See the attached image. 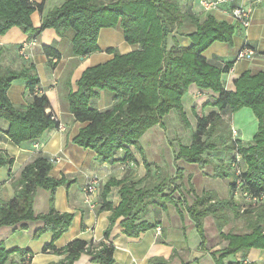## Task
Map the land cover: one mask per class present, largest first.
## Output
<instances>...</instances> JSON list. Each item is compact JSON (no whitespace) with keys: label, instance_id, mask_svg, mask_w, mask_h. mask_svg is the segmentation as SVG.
<instances>
[{"label":"trees","instance_id":"trees-1","mask_svg":"<svg viewBox=\"0 0 264 264\" xmlns=\"http://www.w3.org/2000/svg\"><path fill=\"white\" fill-rule=\"evenodd\" d=\"M45 1L0 0V35L12 27L34 35L52 28L59 36L70 33L72 53L86 56L99 51L97 36L101 28L120 25L125 41L138 45L137 49L125 54L109 48L107 51L113 54L112 59L82 72L77 90L68 94L69 112L74 120L86 123L73 142L93 150L107 162L115 161L119 149L135 146L141 152L148 176L149 163L142 153L140 138L160 124L162 117L174 112L180 124L191 131L188 145L179 146L176 159L201 164L207 150L223 146L229 151L223 154L229 161L228 169L216 167L214 170L215 177H231L228 197L220 201H214L212 196L195 197L194 204L186 207V214L201 239L200 246L205 245L203 219L211 213L217 221L219 234L227 242L218 253L212 252L214 263L257 264L246 261V257L251 248L264 249V70L243 72L234 80L235 89L226 90L221 76L229 71L232 63L207 59L203 54L215 41L231 43L239 25L218 20L210 13L202 19L200 13L183 8L179 0H66L42 15L40 25L33 27L30 15L34 11L42 13ZM183 37L189 39L188 45L180 43L179 38ZM41 49L49 66L53 67L55 62L50 59H59L60 53L50 45H43ZM16 79L27 82L31 102L26 106L16 107L7 96L8 88ZM38 84L32 63L20 70H5L0 65V118L8 122L6 135L16 145L34 142L45 130L58 128L60 124L56 115L47 111L49 102L44 94L37 92ZM190 84L217 93V97L207 99L202 105L213 109L194 113L193 127L182 105V97ZM97 90L111 95V105L105 110L89 106ZM244 106L252 110L257 120L256 132L245 143L233 138L228 122V116ZM124 159L132 160L131 153L126 152ZM13 163V156L0 150V167L9 168L14 191L11 199L0 200V227L25 229L27 222L38 221L41 225L33 231L32 237L51 232L52 240L41 250L64 255L57 264H73L81 254L88 255L96 264H113L115 247L111 230L117 220L124 234L137 237L159 223L158 218L152 223L146 220L150 206L165 209L167 203H172L180 215L183 214L176 207L177 200L164 192L162 183L153 179L139 186L140 181L132 182L125 175L105 185L103 198L111 185H120V201L113 207L103 199L101 209L110 211L103 239L98 242L74 239L57 248L54 241L67 230L73 217L71 213L58 212L53 206L54 191L64 179L49 175L52 162L42 155L25 164L17 178H12ZM39 188L48 190L50 196L48 210L37 214L33 202ZM237 193L241 199L253 202L251 209L242 210L246 230L223 234L220 221L226 222L223 218L227 216L226 209L230 210L229 205H232L234 218L237 217L238 210L233 207ZM209 202H213L212 205ZM216 212L220 215H215ZM230 255L235 258L225 261ZM32 256L29 249H7L0 241V264H28ZM148 264H168V261L151 257Z\"/></svg>","mask_w":264,"mask_h":264},{"label":"crops","instance_id":"crops-1","mask_svg":"<svg viewBox=\"0 0 264 264\" xmlns=\"http://www.w3.org/2000/svg\"><path fill=\"white\" fill-rule=\"evenodd\" d=\"M65 1L46 0L42 13L38 11L31 13L32 26L38 27L42 15ZM179 1L183 8L200 13L202 19L205 16L206 12L199 7L196 0ZM248 1L254 5L249 25L246 28L237 26L231 43L215 41L203 52L207 59L232 63L229 71L221 76L226 90L235 89L234 80L243 72L264 70V0ZM239 2L240 0H234L232 4ZM210 14L218 20L234 24L233 20L222 11H213ZM179 40L182 45L190 43L186 37L179 38ZM25 42L31 44L27 48V58L19 53L20 46ZM244 44H247V47L253 51V55L237 59V53L244 47ZM43 45H50L60 53L59 59H50L55 62L53 67L49 66V60L42 52ZM97 45L99 51L86 56H78L71 51V34L66 33L64 36H59L52 28H46L34 35L25 33L18 27H12L5 34L0 35L1 67L5 70H20L27 63H32L39 79L36 90L47 97L49 102L47 111L56 115L63 126L62 129L45 130L34 142H23L16 145L6 135L8 122L0 118V150L14 158L11 169L12 178L19 176L20 170L25 164L37 155H42L52 162L49 175L54 179H64V183L54 191L53 206L58 212H68L73 217L67 230L54 241L57 248L63 247L74 239L96 242L103 239L104 230L109 225L110 215V211L101 209L103 199L111 203L113 207L117 206L120 201L118 192L120 185H111L103 198L106 183L111 180H121L127 175L132 182L140 181L139 186H141L151 177L156 178L159 173L158 171L153 172L155 169L149 167L150 176H147L141 152L135 146L119 149L115 155V161L107 162L98 157L93 150L83 148L73 142L79 130L86 123L74 120L73 115L69 112L68 94L77 90V81L82 72L88 67L112 59L113 54L107 51L109 48H114L121 54L138 48L137 44H129L125 41L120 25L101 28L97 36ZM97 91V96L89 100V106L97 110H105L111 105V95L105 90ZM7 96L16 107L26 106L31 102V94L24 79L13 80L7 90ZM211 97H217V93L208 89H200L195 84L188 86L182 97V105L191 127L194 125L192 121L195 122L194 113H207L213 109L210 106L202 107ZM176 119V114L170 112L162 118V122L166 120L176 122ZM228 122L230 129H234L232 114L228 116ZM167 130H169L168 127ZM167 130H163L158 124L147 130L140 138L142 153L146 155L148 149H151L150 144L157 140H155V136L162 133L167 136ZM237 133L236 131L233 138L238 139ZM143 140H145L144 143ZM159 143L161 144V142ZM168 149L170 153V146ZM126 152L131 153L132 160L124 159ZM144 157L149 163L155 162ZM170 157L172 160V155ZM161 159L163 160V158ZM162 160L161 162H163ZM129 162L133 163L131 167L128 166ZM156 164L159 167V163ZM189 166H194V164L190 163ZM182 168L184 169V167ZM197 172V174L193 173L195 178L204 174L202 169H198ZM212 181L226 185L230 183L228 177H216ZM89 185L92 186L91 191L87 190ZM214 186L211 185L209 188L216 191L217 188ZM216 192L218 194V191ZM13 193L9 168L2 166L0 167V200L11 199ZM49 196L48 190L37 189L33 202L35 213H45L48 210ZM145 218L150 223L158 218L159 223L156 228L148 229L137 237L124 234L118 220L115 222L111 230V239L115 247L113 264H148L151 257H162L168 261V264H215L212 252L226 245V241L222 240L214 241L211 246L205 242V245L201 247V239L194 223L185 213L181 216L174 206L170 207L167 204L165 209H160L157 205L150 206ZM40 225L38 221H30L27 222L25 229L11 226L0 227V241L7 249H29L33 256L28 264H57L64 258V255L42 252L41 250L45 244L52 240L51 232L46 231L37 238L32 237L33 231ZM203 228L206 229L205 226ZM237 255L239 254L235 256ZM234 258L233 255H230L225 261ZM246 261L264 264V249H249ZM73 264L96 263L91 262L88 255L81 254Z\"/></svg>","mask_w":264,"mask_h":264},{"label":"rangeland","instance_id":"rangeland-1","mask_svg":"<svg viewBox=\"0 0 264 264\" xmlns=\"http://www.w3.org/2000/svg\"><path fill=\"white\" fill-rule=\"evenodd\" d=\"M232 118V125L238 132V139H240L244 143L250 141L257 128L256 118L252 110L249 107H241L232 113ZM167 120L164 122H162L161 120L158 126L162 127L163 130H167L168 127V135L166 136L165 134L160 132L162 133L161 135H158L157 137L155 136V140L157 139L159 142H161V144L156 140V142L150 144L151 149H148V152L146 153V155H144L148 157L149 160L151 159L152 161H155L151 163L148 162L149 167L155 169L153 170V172H159L156 175V178L151 177L149 180L153 181L154 179V182L162 183L164 192L167 193V196H170V198L177 200L176 207L181 209V211L185 214L186 207L194 204V201L196 200L195 197L197 199H200L201 197L212 196L214 197V201L215 199L220 201L226 198V196L228 197L229 185L221 184L220 182L215 183L212 181L213 178H216L214 176V170L216 169V167L220 170L222 168L228 169L229 161L224 158L223 155L224 153L229 152L228 149H225L223 146H218L214 150H207L205 153H203V157L205 158L203 159V163H192L194 164V166H189L190 163L184 161L183 159H176L175 153L179 149L180 145H188L190 141L191 131L187 128H184V126L180 124L178 118L176 119V122H169ZM192 123L194 124L195 122L192 121ZM174 125L178 126L175 127ZM144 142L145 140H143V143ZM169 146L171 148L170 153L168 149ZM171 155L173 157L172 160L170 157ZM161 158H163V160ZM161 160L163 162H161ZM179 160L180 162H178ZM156 163H159V167L156 166ZM129 164L133 165L132 162H130ZM182 167H184V169ZM198 169H202L204 174H201V176H196L195 178V176H193V173L197 174ZM148 176H150V172H148ZM230 178L231 177H228L229 181ZM211 185H215L214 187L217 188L216 191H218V194L215 190L209 188V186ZM233 201V207L238 210V218H234L231 211L232 205H229L230 210L226 209L227 216H224L223 218L226 220V222H221V219L219 220L223 225L221 227V231L223 232V234H226L229 231H245L246 228L243 226L245 215L242 216V213H244L242 212V210H248L249 208L251 209V207H253L252 201L250 202L249 200L241 199L238 193L234 196ZM212 203L213 202H209V205H212ZM167 204L168 206L173 207L172 203ZM226 210L223 209V215H225ZM215 215L219 216L220 214L216 212ZM204 226L206 227L205 230L203 228V231L205 233V242L208 243V246H211L214 241L224 240L217 229V221L214 220V218L211 216V213L208 216L204 217L203 227ZM218 246L220 247V245ZM222 248L223 247L218 248L214 252L218 253V251H220V249Z\"/></svg>","mask_w":264,"mask_h":264},{"label":"built area","instance_id":"built-area-1","mask_svg":"<svg viewBox=\"0 0 264 264\" xmlns=\"http://www.w3.org/2000/svg\"><path fill=\"white\" fill-rule=\"evenodd\" d=\"M233 1L234 0H196L197 4L204 12L211 13L213 11H222L226 13L234 23H237L242 28H246L249 25L254 5L248 0H240L237 4H232ZM30 45L31 44L25 42L19 48V53L24 58L28 57L27 48H29ZM251 55H253V51L247 46H244L239 50L236 58L241 59ZM58 128H63L61 123ZM231 134L234 137L236 135V131L231 129ZM91 189L92 186H87L88 191H91Z\"/></svg>","mask_w":264,"mask_h":264}]
</instances>
